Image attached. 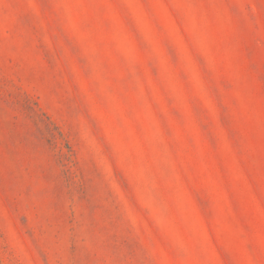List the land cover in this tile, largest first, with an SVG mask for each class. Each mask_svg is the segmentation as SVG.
<instances>
[{"label": "rangeland", "instance_id": "374dc122", "mask_svg": "<svg viewBox=\"0 0 264 264\" xmlns=\"http://www.w3.org/2000/svg\"><path fill=\"white\" fill-rule=\"evenodd\" d=\"M0 264H264V0H0Z\"/></svg>", "mask_w": 264, "mask_h": 264}]
</instances>
